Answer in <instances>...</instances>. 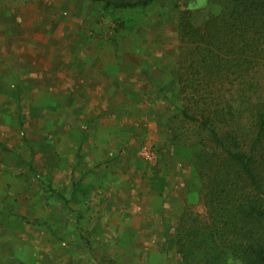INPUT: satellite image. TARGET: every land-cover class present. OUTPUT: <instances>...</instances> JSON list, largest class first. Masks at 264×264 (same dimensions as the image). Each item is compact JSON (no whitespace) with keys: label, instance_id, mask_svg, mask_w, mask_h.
I'll list each match as a JSON object with an SVG mask.
<instances>
[{"label":"rangeland","instance_id":"374dc122","mask_svg":"<svg viewBox=\"0 0 264 264\" xmlns=\"http://www.w3.org/2000/svg\"><path fill=\"white\" fill-rule=\"evenodd\" d=\"M201 1L106 10L90 0H0V257L182 264L179 199L166 210L139 174H187L188 186L175 181L170 192L204 211L195 161L174 154L207 142L180 112L177 80L182 26H201L214 10Z\"/></svg>","mask_w":264,"mask_h":264},{"label":"trees","instance_id":"16d2710c","mask_svg":"<svg viewBox=\"0 0 264 264\" xmlns=\"http://www.w3.org/2000/svg\"><path fill=\"white\" fill-rule=\"evenodd\" d=\"M90 1L127 10L158 0ZM209 1L207 20L181 29L180 112L207 142L174 147L199 169L204 208H185L176 247L182 264H264V0Z\"/></svg>","mask_w":264,"mask_h":264},{"label":"crops","instance_id":"0c3cea01","mask_svg":"<svg viewBox=\"0 0 264 264\" xmlns=\"http://www.w3.org/2000/svg\"><path fill=\"white\" fill-rule=\"evenodd\" d=\"M201 2H203L202 6H204L208 2V0H202ZM87 144L88 143H83V145H84L82 147L83 150H85V148L89 149L90 147H92V145H87ZM177 163H180L181 167L183 168V166H184L183 161L176 160L175 164H177ZM145 168H146V166H145ZM140 169L141 168L138 167V171L139 172H140ZM149 169L150 168L148 166L147 170H141L142 172H141V174H139L140 177H141L140 179H142V181H143L144 189H145V191L147 193L155 194V196H157L161 200L163 199V197H165L164 206L167 207L166 210H168L170 207H172L173 203H171V202H172L173 199H175V198L179 199V201L177 203V206L173 208V214L175 216L174 218L176 220L175 222H176V225H177V222H178L180 216L184 212L185 206L187 204V200H185V201L180 200V198H178L177 191H175V190L170 192V188H172V185H168V184L172 183L173 185H175V181H176L177 182L176 184L182 185V187L185 185V187H186V186H188V184H187L188 175L186 174V176H183L181 174L178 175L177 172H175V174L172 171L168 172L170 170V168H169V170L165 169L163 171H161V169L160 170L159 169H157V170L155 169L153 171L155 173L151 172V174H148ZM184 180H185L186 183L184 182ZM78 192H83V193L87 194V192H89V190H85V187H82L81 189H79L77 187L76 189H74V193L76 194ZM75 197H78V195L75 196ZM154 213H155V211H154ZM156 214L159 215L160 213L157 211ZM169 217H173V216L170 215ZM176 225H175V227H176Z\"/></svg>","mask_w":264,"mask_h":264}]
</instances>
